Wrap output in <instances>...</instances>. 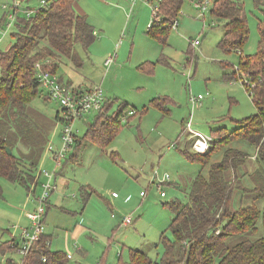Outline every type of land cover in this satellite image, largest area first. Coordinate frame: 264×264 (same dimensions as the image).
<instances>
[{
	"label": "rangeland",
	"instance_id": "1",
	"mask_svg": "<svg viewBox=\"0 0 264 264\" xmlns=\"http://www.w3.org/2000/svg\"><path fill=\"white\" fill-rule=\"evenodd\" d=\"M48 1L0 0V50L8 49L15 40L16 21L5 16L7 10L17 6L19 19H28V8L36 10ZM241 1L248 16V38L241 50L225 51L218 45L223 22L212 17V1L203 15L194 1L184 0L178 26L172 27L162 41L147 32L153 13L145 0H136L133 5L131 0H76V10L94 25L96 40L87 50L77 46L83 59L80 67L62 57L56 71L50 70L77 88L101 84L107 101L114 102L112 108L107 103L104 111H115L123 103L127 104L125 112L134 108L137 113L128 120L121 119L114 138L102 145L86 133L97 115L91 113L77 120L78 140L56 165L49 147L61 149L62 122L56 114L58 110L62 114V105L47 99L48 89L41 85L30 105L33 118L48 134L37 167L38 184L29 192L20 183L0 177V242L20 237L30 223L27 212L43 191L47 177L42 170L56 167L53 181L57 187L50 196L45 232L51 236V250L72 256L65 264H118L121 252L122 259L129 260L131 248L144 251L157 264L164 251L159 244L161 235L165 232L172 238L168 226L174 211L164 202L187 201L195 176L201 170L208 172L198 160L183 153L185 148L192 149L195 138L191 132L209 137L215 127L232 131L238 127L237 121L256 113L247 78L238 65L241 57L258 49L264 12L253 0ZM195 38L201 40L196 48L190 42ZM110 56L115 61L106 72L104 61ZM234 72L237 79L225 78V73ZM191 94L204 95L194 108ZM165 95L170 100L165 102L168 109L163 110L156 100ZM253 159L245 165L246 170L255 167ZM156 174L169 175L163 185L165 197L160 196L157 182H152ZM82 186L90 189L88 194ZM141 190H148L147 194L140 195ZM113 192L120 197L115 198ZM235 192L236 206L239 193ZM253 196L244 197V203H250ZM258 203L262 206L264 200ZM129 215L133 223L122 224V216Z\"/></svg>",
	"mask_w": 264,
	"mask_h": 264
},
{
	"label": "trees",
	"instance_id": "2",
	"mask_svg": "<svg viewBox=\"0 0 264 264\" xmlns=\"http://www.w3.org/2000/svg\"><path fill=\"white\" fill-rule=\"evenodd\" d=\"M75 1L49 0L28 19L18 17L14 42L8 49L0 50V177L20 183L29 192L38 184L37 167L48 142V134L31 114V101L40 87V69L36 63H40L43 70L55 72L61 58L66 57L80 67L83 59L77 46L87 50L97 37L88 16L76 10ZM253 1L264 12V0ZM183 3L184 0H162L161 18L148 26V34L165 41ZM211 13L224 26L219 47L225 51L241 50L249 34L242 1L213 0ZM192 40L195 48L201 44L200 38L196 46ZM238 67L247 78L256 113L237 121L239 125L232 131L225 126L212 128V140L205 152L183 150L187 157L208 168V172L201 170L195 176L187 201L164 202L174 211L168 226L172 238L165 232L161 235L159 244L164 251L157 264H264V204L258 203L264 200V22L259 24L257 51L241 57ZM225 74L228 80L238 77L235 72ZM46 98L50 99L48 95ZM107 103L106 98L104 109ZM156 104L163 110L167 108L160 98ZM126 107L127 104L121 103L115 111L103 109L95 113L97 117L87 127V135L101 145L108 144L116 135L121 119L130 118L129 111L134 108L125 112ZM59 111L56 118L60 120ZM77 140L78 135L75 142ZM242 144L250 150L242 148ZM252 158L255 167L246 170L245 165ZM85 187L82 189L88 194L90 189ZM236 190L239 204L235 206ZM249 194L254 198L244 203V197ZM16 238L0 242V262L7 257L5 264H14L9 253H15L12 242ZM50 244L51 236L45 232L29 256L28 264H65L70 258L68 253L53 251ZM121 255L122 252L118 264L154 263L151 256L136 248L130 249L128 261Z\"/></svg>",
	"mask_w": 264,
	"mask_h": 264
},
{
	"label": "built area",
	"instance_id": "3",
	"mask_svg": "<svg viewBox=\"0 0 264 264\" xmlns=\"http://www.w3.org/2000/svg\"><path fill=\"white\" fill-rule=\"evenodd\" d=\"M132 5L136 0H131ZM151 4V9L153 13V19L150 21L149 26L152 24L154 20L160 19L159 12L161 10V2L162 0H145ZM195 2L196 7L200 8L204 11L207 8V5L210 1L213 0H192ZM3 8L7 10V5L4 4ZM34 9H28L27 15L30 16L33 14ZM18 7L14 6L13 10L8 9L5 13V16L11 18L12 20H17L18 16ZM178 18L175 19L171 26L177 27L178 26ZM2 41V37H0V42ZM192 44L194 46L200 44L199 38H195L192 40ZM115 57L110 56L105 59L104 64L107 67V70L111 67L114 63ZM36 66L40 69L38 74L40 80V86H45L48 90V97L50 99H54L60 102L62 105V114L59 112V118L62 122L61 128V140L62 145L60 150H53V147L50 146L49 150L54 152V157L56 160V165L60 164L62 158L65 156L66 151L69 147L74 144L77 138V131L75 129V123L77 120H82L87 114L97 113L104 109L106 96L104 94V90L101 84H96L86 90H81L77 87H74L70 84H67L60 79H58L54 72L51 70H43L41 69L40 63H36ZM204 98L203 94L194 95L191 94L190 96V103L194 108L196 105L202 103V99ZM136 112L135 109H131L129 114H133ZM192 117V114H190ZM123 120H126V116L123 117ZM187 125H190V121L187 122ZM195 140L192 144V150L195 152H205L211 143L212 136L205 137L204 135L198 132H191ZM175 145V143L171 144V146ZM42 173L48 178H46V182L42 183L43 191L41 195L35 197V207L31 209V211L27 212V216L30 219L29 225L25 226L22 229V233L19 238L12 242V246L15 248V253L19 256L16 257L12 254L13 263L14 264H28V258L31 255L34 247L37 243L41 240L43 235L45 234V220L44 214L47 210V203L49 202V198L51 193L56 189L57 185L56 182L53 181V177L56 173V167L53 171L49 170H42ZM169 179V175H164L159 177L158 174L154 176L152 182H157L158 189L160 190L161 197L166 196V192L163 190V185ZM151 182V183H152ZM142 196L147 194V190H142L140 192ZM113 196L117 197L118 193L113 192ZM116 215L113 213V216ZM122 224L130 225L133 223L132 217L129 216H122ZM49 244V241L46 242ZM68 257H72L68 254ZM7 257L1 258L0 264H5ZM43 261H46V257L43 258Z\"/></svg>",
	"mask_w": 264,
	"mask_h": 264
},
{
	"label": "crops",
	"instance_id": "4",
	"mask_svg": "<svg viewBox=\"0 0 264 264\" xmlns=\"http://www.w3.org/2000/svg\"><path fill=\"white\" fill-rule=\"evenodd\" d=\"M170 31H171V29H170ZM169 33H170V32H169ZM169 33H168V35H169ZM168 35H167V37H168ZM149 36H150V35H149ZM166 39H167V38H166ZM11 45H12V44H11ZM11 45H10V46H11ZM10 46H9V47H10ZM9 47H7V48H9ZM167 63H169V61H168ZM104 65H105V64H104ZM112 65H113V64H112ZM112 65H111V66H112ZM105 68H106V72L110 69V68H109V69L107 70V67H106V66H105ZM142 68H144V67H142ZM78 88L81 89V90H86V89H88V88H83V87H81V86L78 87ZM160 99H162V102L165 103L166 101H169V100H170V97H168L167 95H165V96L160 97ZM108 104H111V108H112V106H113L112 104H114V102H111V103H110V101H109ZM166 104H167V103H166ZM166 104H165V105H166ZM141 191H142V190H141ZM141 191H140V192H141ZM119 197H120V195H118V196L115 197V198H119ZM49 199H50V198H49ZM49 205H50V201H49ZM48 208H49V207H48Z\"/></svg>",
	"mask_w": 264,
	"mask_h": 264
},
{
	"label": "water",
	"instance_id": "5",
	"mask_svg": "<svg viewBox=\"0 0 264 264\" xmlns=\"http://www.w3.org/2000/svg\"><path fill=\"white\" fill-rule=\"evenodd\" d=\"M8 152H9V153H11V152H12V150H11L10 148H8Z\"/></svg>",
	"mask_w": 264,
	"mask_h": 264
}]
</instances>
